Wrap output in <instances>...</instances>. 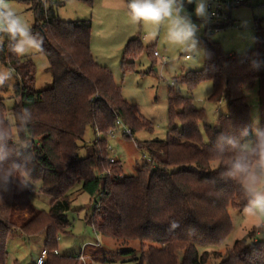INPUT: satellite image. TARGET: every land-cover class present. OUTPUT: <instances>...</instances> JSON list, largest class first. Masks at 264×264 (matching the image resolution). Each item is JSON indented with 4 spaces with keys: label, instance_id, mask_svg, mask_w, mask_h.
Wrapping results in <instances>:
<instances>
[{
    "label": "trees",
    "instance_id": "16d2710c",
    "mask_svg": "<svg viewBox=\"0 0 264 264\" xmlns=\"http://www.w3.org/2000/svg\"><path fill=\"white\" fill-rule=\"evenodd\" d=\"M26 2L35 22L31 34L43 39L39 52L48 60L52 81L36 90L32 64L18 65L11 51L15 43L6 36L0 44V60L17 66L20 80L14 86L17 102L10 108L12 121L0 88V130L7 132L0 148L13 152L5 168L13 161L21 168L12 171L9 181L0 179V264H7V240L16 232L45 234L48 254L43 264H77L79 257L54 250L57 237L70 228L66 214L78 192L94 199L86 217L94 231L116 241H139L140 255L133 264H205L210 256L219 264H264V239H236L224 254L207 249L220 247L230 234L229 207L243 210L247 203L239 185L224 175L233 152L221 137L241 144L253 138L246 91L255 86L259 128L264 129V28L256 23L253 47L237 55L224 52L209 38L210 30L226 23H207L200 38L203 68L187 72L180 81L189 90L210 81V100L225 101L227 112L219 116L216 126L208 125L203 122L204 110L171 86L166 138L138 143L150 160L133 175H122L121 162L109 161L107 131L115 128L117 119L132 134L148 127V122L140 120L123 98L110 70L94 61L90 19L61 20L57 14L61 1ZM142 50L138 38L129 39L122 55L123 72L133 69V60ZM87 127L95 135L90 143L82 140ZM25 143L29 147L24 148ZM35 188L49 197L47 212L31 204Z\"/></svg>",
    "mask_w": 264,
    "mask_h": 264
},
{
    "label": "rangeland",
    "instance_id": "374dc122",
    "mask_svg": "<svg viewBox=\"0 0 264 264\" xmlns=\"http://www.w3.org/2000/svg\"><path fill=\"white\" fill-rule=\"evenodd\" d=\"M59 1L62 5L58 7L57 14L61 20H91L90 50L94 61L110 70L114 82L120 86L123 98L132 105L134 113L140 120L149 124L148 127L135 129L131 136H127L124 128L119 125L114 128L112 136L109 134L106 136L108 155L121 162L122 175H133L138 166L148 162L149 154L146 148H138V143L145 145L147 141L166 138L169 126L167 95L171 86L181 95L191 97L196 108L204 110L203 122L208 125L216 126L219 116L227 112L225 101L210 100L213 92L210 81H202L192 90L180 81L182 75L189 71H198L204 65V45L200 38L207 23L211 21L206 11L203 16L195 14V0L192 8L187 0H183L182 14L190 16L191 23L195 25L193 37L183 46L169 43L167 21L161 24L155 40L146 41L144 36L151 31V26L131 22L126 7L127 0H53ZM7 2L30 29L35 25L33 13L26 0ZM225 23L226 25L220 29L210 30L209 38L218 42L226 53L242 54L254 45V25L259 23L264 28V0H253L250 4L233 8L231 20ZM6 36L7 33L0 32V44L5 41ZM130 36L138 38L145 50L134 58L133 69L123 72L122 55ZM16 57L21 67L22 62L32 64L33 87L36 90L51 84L52 78L47 71L48 60L43 53L32 49ZM0 72L10 74L0 88L4 104L8 108V117L11 119L10 108L17 102L14 86L19 82L20 75L17 66L10 67L1 60ZM256 89L255 86L246 91L253 129L260 127ZM176 124L179 125V121H176ZM94 137L92 128L87 127L82 140L90 143ZM203 137L207 139L204 132ZM83 152L81 150V156ZM30 201L36 209L45 212L49 209V197L36 188L30 194ZM93 207L94 199H90L87 193L78 192L74 195L71 208L66 214L70 228L57 237L56 246L59 254L79 257V260L75 261L77 264H133L134 257L140 255L139 241H116L94 231L86 222V217L91 214ZM228 211L232 222L230 234L220 247L207 248L208 250L215 249L224 254L236 239L242 237H248V241H253L254 237L264 239V227H257L261 223L260 220L245 216L243 210L229 207ZM22 212L26 214L25 210ZM45 239L44 233L37 235L14 233L7 240V264H33L40 250L45 247ZM96 241L100 244L96 245ZM124 250H133V253L126 255L122 253ZM178 255L180 259L181 252ZM205 264H219V260L210 256Z\"/></svg>",
    "mask_w": 264,
    "mask_h": 264
},
{
    "label": "clouds",
    "instance_id": "9594fccd",
    "mask_svg": "<svg viewBox=\"0 0 264 264\" xmlns=\"http://www.w3.org/2000/svg\"><path fill=\"white\" fill-rule=\"evenodd\" d=\"M187 2L191 4L194 0ZM126 7L133 24L151 26V31L144 36L146 41L155 40L161 24L165 21L168 22L167 39L173 45H186L194 35L195 25L191 23L190 16L182 14L183 0H127ZM205 11V0H195V14L203 16ZM0 32L7 33L15 41L11 51L18 56L32 49L38 52L43 50V39L37 40L31 34L30 27L15 14L7 0H0ZM9 76V73L0 72V86ZM253 133V138L243 144L233 138L221 137L222 140H226L230 146L229 150L233 152L224 175L239 185L246 198L244 215L260 220L261 223L257 227H264V129L254 128ZM6 138L7 132L0 130V141ZM23 147L27 148L29 145L25 143ZM12 155L11 150L0 148V179L6 182L10 180L14 169L21 168L15 161L10 168L4 167ZM173 227L176 225L173 224Z\"/></svg>",
    "mask_w": 264,
    "mask_h": 264
},
{
    "label": "built area",
    "instance_id": "2783aa9c",
    "mask_svg": "<svg viewBox=\"0 0 264 264\" xmlns=\"http://www.w3.org/2000/svg\"><path fill=\"white\" fill-rule=\"evenodd\" d=\"M253 0H206V12L208 15V18L211 22H226L230 21V14L231 10L235 7H238L240 5L250 4ZM48 0H44V5H47ZM156 54V53H154ZM188 55H186L187 57ZM115 125L119 126L121 125L124 128V133L127 136H131L132 132L129 127L125 126L121 120L117 119L115 121ZM115 126V127H116ZM114 128H111L107 131V135H113ZM101 136V133L97 132V137ZM116 159H112L109 157V161L113 162ZM150 160V158L148 159ZM110 171H107V174H109ZM34 191V189H32ZM96 245H99V241L95 242ZM58 250H54V253H57ZM48 254V250L46 248H42L40 250V253L35 259V264H43L46 256Z\"/></svg>",
    "mask_w": 264,
    "mask_h": 264
},
{
    "label": "crops",
    "instance_id": "0c3cea01",
    "mask_svg": "<svg viewBox=\"0 0 264 264\" xmlns=\"http://www.w3.org/2000/svg\"><path fill=\"white\" fill-rule=\"evenodd\" d=\"M124 7V6H123ZM190 8H192V3L190 4ZM230 20H231V14H230ZM256 25V24H255ZM255 25H254V30H255ZM254 34V33H253ZM129 35H131V34H129ZM131 38H133V36H130L129 38H128V41H129V39H131ZM127 41V42H128ZM229 54H232V53H229ZM93 140H94V138H93ZM92 140V141H93ZM91 141V142H92ZM118 160V159H117ZM254 228V227H253ZM249 233V232H248ZM255 234H257V232L255 233ZM255 236V235H254ZM243 238V237H242ZM257 240H261V239H258V238H256V237H254V240L253 241H257Z\"/></svg>",
    "mask_w": 264,
    "mask_h": 264
}]
</instances>
